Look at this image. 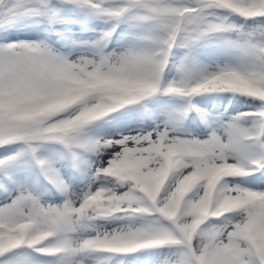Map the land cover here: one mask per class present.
I'll return each instance as SVG.
<instances>
[{
	"label": "snow or ice",
	"instance_id": "6c2138e0",
	"mask_svg": "<svg viewBox=\"0 0 264 264\" xmlns=\"http://www.w3.org/2000/svg\"><path fill=\"white\" fill-rule=\"evenodd\" d=\"M0 264H264V0H0Z\"/></svg>",
	"mask_w": 264,
	"mask_h": 264
}]
</instances>
